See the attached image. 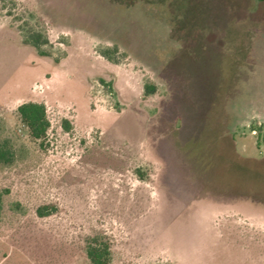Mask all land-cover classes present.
<instances>
[{"label": "rangeland", "instance_id": "obj_1", "mask_svg": "<svg viewBox=\"0 0 264 264\" xmlns=\"http://www.w3.org/2000/svg\"><path fill=\"white\" fill-rule=\"evenodd\" d=\"M263 136L264 0H0V264H264Z\"/></svg>", "mask_w": 264, "mask_h": 264}, {"label": "trees", "instance_id": "obj_2", "mask_svg": "<svg viewBox=\"0 0 264 264\" xmlns=\"http://www.w3.org/2000/svg\"><path fill=\"white\" fill-rule=\"evenodd\" d=\"M26 42L35 48H39L40 38L36 34H31ZM148 92L154 90L153 86L145 85ZM21 121L29 130L30 136L34 139H43L50 128V121L47 116L46 105L42 102L26 101L18 107ZM68 128V125L66 126ZM264 139V136H263ZM16 152L10 139L0 138V164H11L15 160ZM1 207V195H0ZM42 213V212H41ZM87 255L92 264H108L109 248L107 245L98 244L96 239H92L87 247Z\"/></svg>", "mask_w": 264, "mask_h": 264}]
</instances>
